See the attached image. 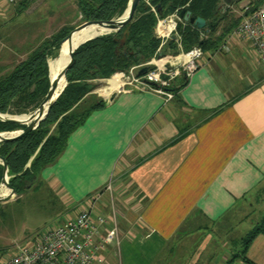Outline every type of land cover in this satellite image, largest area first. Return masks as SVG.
Instances as JSON below:
<instances>
[{
  "label": "crops",
  "instance_id": "crops-1",
  "mask_svg": "<svg viewBox=\"0 0 264 264\" xmlns=\"http://www.w3.org/2000/svg\"><path fill=\"white\" fill-rule=\"evenodd\" d=\"M7 7L0 0V21ZM231 33L172 100L131 87L105 100L43 170L67 221L91 206L95 216L117 215L120 243L98 264H223L209 227L255 208L264 186V63ZM244 262L264 264V234Z\"/></svg>",
  "mask_w": 264,
  "mask_h": 264
},
{
  "label": "trees",
  "instance_id": "trees-1",
  "mask_svg": "<svg viewBox=\"0 0 264 264\" xmlns=\"http://www.w3.org/2000/svg\"><path fill=\"white\" fill-rule=\"evenodd\" d=\"M221 1H225L223 8L220 6ZM240 1H142L134 19L119 33L99 36L82 45L75 52L73 65L68 73V85L46 120L26 136L0 144V158L9 164L11 187H16L17 183L33 177L41 180L43 170L56 163L64 153L72 133L93 111L105 106L106 103L100 101L82 115H75L74 110L94 90L92 84L95 80L128 71L134 65L140 66L158 53L162 45V41L155 35V27L160 17L158 7L162 9L163 18L176 12L180 14L186 9L194 16L205 19L210 28L209 32L199 30L182 20L177 31L180 41L176 43L172 40L169 45L170 49L176 50L177 44H180L187 52L201 47L207 53L216 51L224 38L241 23L242 18L231 12V8ZM129 2L130 0H75L83 22L119 19L128 9ZM24 3L20 4V9L24 8ZM73 30V27H64L49 40L30 50L26 58L11 70L0 75L1 114L11 113L13 110L27 112L40 106L51 88L49 57L60 48V43ZM167 49L168 47L164 48L166 54ZM186 81L184 79L183 85ZM53 124H57L56 133L49 135V127ZM23 128L25 127L18 124L0 121V132ZM3 174L4 167L0 165V184ZM258 234H264V224L246 239L247 248Z\"/></svg>",
  "mask_w": 264,
  "mask_h": 264
},
{
  "label": "rangeland",
  "instance_id": "rangeland-1",
  "mask_svg": "<svg viewBox=\"0 0 264 264\" xmlns=\"http://www.w3.org/2000/svg\"><path fill=\"white\" fill-rule=\"evenodd\" d=\"M143 1L148 3V0ZM22 2H25L24 8L20 9ZM10 6H13V10H10L9 17L0 21V75L11 70L26 58L30 50L49 40L64 27L76 29L87 23L83 22L75 0H14L13 3L8 1V7ZM239 10L240 8L231 9V12L234 15H240ZM156 28L157 25L155 32ZM157 35L156 37L162 43H165L164 46H161L160 51H164V48L168 47L166 54L168 59L176 58L181 54H188L191 51H184L183 47L178 46V44L176 50L170 49L169 42L172 40H164ZM175 42L177 43V41ZM61 43L60 48L55 50L53 55L49 57V62L60 55ZM159 53L140 66H154L153 61H157ZM140 66L134 65L128 71L117 72L109 78L95 80L92 84L94 90L74 110L75 115H82L98 102L111 99L123 84L121 82V87L117 89L119 83L115 77L120 75L124 82H132L134 77L137 76V68ZM186 71L182 66L178 77L171 82L174 95L178 93L183 85ZM33 111L35 109L22 113L13 110L11 113L3 115L16 117ZM21 127H26V125H21ZM56 130L57 124L51 125L49 135L55 134ZM2 133L5 132H0V134ZM17 189L22 191L19 192ZM13 190L15 196L11 200L0 204V263L14 255V245L31 242L41 232L57 226L69 218L67 214H60L55 196L37 177L17 183ZM262 190H264V186L256 192L258 200L255 202V208L253 207L254 210L249 206L243 207L240 211L242 213L236 219L224 220L218 225L209 227V232L215 231V237L219 239L217 242H220L224 247L222 252L219 251L217 255L225 254V258L224 256L220 258L223 261L219 260L221 263L237 264L239 260H244L246 239L264 224V192L262 193ZM10 195L11 191L9 190L8 193L6 192L5 197ZM245 231L251 232L242 238Z\"/></svg>",
  "mask_w": 264,
  "mask_h": 264
},
{
  "label": "built area",
  "instance_id": "built-area-1",
  "mask_svg": "<svg viewBox=\"0 0 264 264\" xmlns=\"http://www.w3.org/2000/svg\"><path fill=\"white\" fill-rule=\"evenodd\" d=\"M8 1L9 3L14 2V0ZM153 11L157 14L155 9ZM239 14L242 21L233 30L232 36L248 41L264 63V0L243 5ZM181 21L178 12L165 18L158 17L156 35L158 34L159 38L165 40L177 34L176 41L179 42L177 29ZM164 44L162 43L161 46ZM179 46L181 47L180 44ZM224 48L229 50L228 46ZM162 51L159 49L158 52ZM186 55L189 56L187 63L181 66L173 64L176 58ZM204 55L205 52L201 47H195L188 54H181L173 59L166 58V55L159 59L158 56L157 61H153L154 66L145 65L137 68L139 74L142 68L151 67L152 69L146 75L137 74L132 82H123L119 91L131 87L172 100L176 95H174L171 82L178 77L181 67L187 70L184 77L190 78L198 68V61ZM166 64H171L174 69L167 70ZM119 243V224L115 212L111 217L95 216L91 206L81 210L74 219L41 232L33 241L14 245V255L0 264H98L103 260V254L107 248L115 244L119 245ZM243 264L250 263L244 262Z\"/></svg>",
  "mask_w": 264,
  "mask_h": 264
},
{
  "label": "water",
  "instance_id": "water-1",
  "mask_svg": "<svg viewBox=\"0 0 264 264\" xmlns=\"http://www.w3.org/2000/svg\"><path fill=\"white\" fill-rule=\"evenodd\" d=\"M142 1L143 0H130L128 9L126 10L125 14L121 18L113 19L111 21L87 22V23L77 27L75 30H73L62 41L60 55L55 58V60L58 58L59 59H61V58L67 59L66 63L64 64V67L60 73V83L57 86L51 85L49 93H48L45 101L43 102V104L40 105L35 111L29 113V114H31V116H34V115L39 113L38 118L33 123L26 124L25 122L18 120V119H14V118L6 119V118H4L5 115L0 113V121L1 122L13 123V124H18V125H26V127L23 129L11 131V132H5V133L0 134V144L26 136L27 134L36 130L41 125V123L46 120L51 109L53 108L55 103L58 101V99L61 97V95L63 94V92L65 91V89L68 85V73H69L70 68L73 65V59H74L75 52L82 45L87 43L88 41H91V40L97 38V37L89 38V39L85 40L84 42L80 43L75 48H73V46L71 45V41H72L73 36L75 34L81 32L82 30L90 27V26L112 29V32L110 34L119 33L122 29H124V27H126L134 19L136 12H137V9H138V7ZM226 1H227V3L231 2V0H226ZM158 12L160 13V18H163L161 7H158ZM179 19L183 20L184 22L190 23L191 25L196 26L199 30H205L207 32L210 31V28H209L207 21L205 19H203L201 17L194 16L190 11H187L186 9L181 11V13L179 14ZM177 38H178L177 34H173L171 37V39L173 41H176ZM66 43H68V50L66 52H63L62 46H63V44H66ZM165 55H166L165 51H162L159 55V59L165 57ZM49 67H50V62H49ZM165 67L167 70H170V71H172L174 69V67H172L171 64H166ZM149 71H150V69L148 67H144L139 71L138 75L144 76ZM50 79H51V72H50ZM185 79L187 80V77H185ZM63 80H64V86L61 88V84H62ZM150 84L154 85L153 83H150ZM111 99H114V96ZM46 104H48V106L45 109L44 106ZM0 165H3V167H4V174H3L2 182L0 184V189H2L3 187H6L8 190L11 191V195L9 197H1L0 196V204H1V203H4V202L11 200L12 197L15 196V191L13 190V188L10 185V179L11 178L9 176V164H8V162L5 159L0 158Z\"/></svg>",
  "mask_w": 264,
  "mask_h": 264
},
{
  "label": "bare ground",
  "instance_id": "bare-ground-1",
  "mask_svg": "<svg viewBox=\"0 0 264 264\" xmlns=\"http://www.w3.org/2000/svg\"><path fill=\"white\" fill-rule=\"evenodd\" d=\"M111 32H112V29H109V28L90 26V27L82 30L81 32L75 34L72 38L71 45L73 46V48H75L80 43L84 42L85 40H87L89 38L105 36V35L110 34ZM62 48H63L62 51L66 52L68 50V43L63 44ZM66 61H67L66 58H61V59L58 58V59H56V60L54 59L50 62L51 85L52 86H57L60 83V73H61ZM188 61H189V56H187V55L186 56H180L173 61V64L177 65V66H181V65H184L185 63H187ZM162 62L165 63L164 61H162ZM115 79L118 80V83H119V86L117 87V89H118L119 87H121V82H124V80L120 75H117L115 77ZM63 86H64V80L62 81L61 88ZM47 106H48V104H46L44 106V108L46 109ZM38 114H36L34 116H31V114H25V115L16 116V117L5 115L4 118H6V119L14 118V119L21 120V121L25 122L26 124H31L34 121H36V119L38 118ZM6 189H7L6 187H3L2 189H0V196L1 197H5ZM7 192H9L8 189H7Z\"/></svg>",
  "mask_w": 264,
  "mask_h": 264
}]
</instances>
